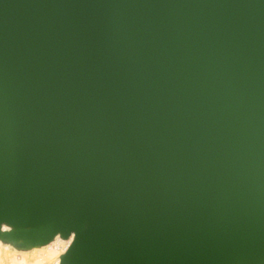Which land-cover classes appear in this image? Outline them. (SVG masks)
<instances>
[{
    "label": "water",
    "instance_id": "water-1",
    "mask_svg": "<svg viewBox=\"0 0 264 264\" xmlns=\"http://www.w3.org/2000/svg\"><path fill=\"white\" fill-rule=\"evenodd\" d=\"M58 234L264 264V0H0V238Z\"/></svg>",
    "mask_w": 264,
    "mask_h": 264
},
{
    "label": "bare ground",
    "instance_id": "bare-ground-1",
    "mask_svg": "<svg viewBox=\"0 0 264 264\" xmlns=\"http://www.w3.org/2000/svg\"><path fill=\"white\" fill-rule=\"evenodd\" d=\"M10 228L3 225L2 231ZM73 236L64 239L57 235L51 242L42 246H24L20 241L0 238V264H60Z\"/></svg>",
    "mask_w": 264,
    "mask_h": 264
}]
</instances>
